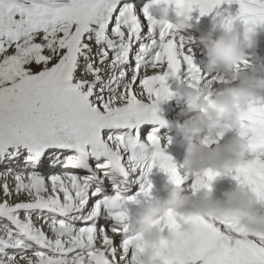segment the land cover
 Returning <instances> with one entry per match:
<instances>
[{
	"label": "snow or ice",
	"instance_id": "obj_1",
	"mask_svg": "<svg viewBox=\"0 0 264 264\" xmlns=\"http://www.w3.org/2000/svg\"><path fill=\"white\" fill-rule=\"evenodd\" d=\"M163 2L178 15L193 10L203 15L222 3H236L237 14L223 17L224 27H230L234 19L247 26L246 32L264 24V0ZM143 18L146 27L130 0H0V164L11 165L23 157L32 168L27 178L15 175L14 189L7 180L2 185L5 197L24 194L30 199L15 205L7 199L0 202V218L11 225H5V234L0 236V254L11 247L25 256L35 244L47 251H36L37 259H30L29 264H132L138 238L124 236L115 246L107 231L97 227V217L107 208L118 225L123 221L121 190L134 174L142 181L143 195L149 194L147 177L153 166L178 185L187 179L161 149L158 128L145 132L142 126L164 123L157 110L169 95L167 79L184 73L195 80L199 69L192 62L191 48L170 31L171 25L146 13ZM37 37L42 42H35ZM85 39L94 41L96 52ZM13 47L12 54H7ZM45 50L50 54L45 55ZM109 50L114 58L108 69L96 67L108 61ZM81 60L83 73L78 78ZM33 63L38 71L32 70ZM149 69L156 74L142 76ZM102 71L110 73L107 80ZM88 75L93 79L83 78ZM137 82L141 83L139 94ZM105 93L115 95L106 97ZM238 117L240 135L248 139L255 157L227 174L264 201V101H250ZM65 152L72 154L65 157ZM45 157L51 168L62 165L89 174L67 172V180L53 174L49 186L38 171ZM220 175L211 169L192 174L193 190L210 189V182ZM105 180H110L114 195L105 192ZM93 196L98 202L85 214ZM34 212L42 220L40 226L34 224ZM76 222L81 226L77 228ZM164 223L175 239L155 246L161 264H264V235L243 225H217L200 216L181 217L172 212ZM44 225L54 239L43 231ZM126 231V226L111 229L112 233ZM97 238L100 247L95 246ZM7 260L11 264L15 256ZM0 264L5 260L0 259Z\"/></svg>",
	"mask_w": 264,
	"mask_h": 264
},
{
	"label": "clouds",
	"instance_id": "obj_2",
	"mask_svg": "<svg viewBox=\"0 0 264 264\" xmlns=\"http://www.w3.org/2000/svg\"><path fill=\"white\" fill-rule=\"evenodd\" d=\"M142 10L155 20L171 25L170 31L176 35L191 28L186 14H177L169 20V5L163 0H146ZM216 32L213 27L199 38L204 48V70L213 74L212 80L199 90L177 89V95L194 112L178 125L180 134L187 138L182 168L192 174L206 169L225 174L255 157L248 139L240 135L238 111L257 97H264V65H248V58L255 55L257 25L244 36H238L231 27H225L219 35ZM229 132L235 134L221 143V137ZM162 190L163 201L149 199L147 194L137 207L138 226L130 235L138 238L132 264H161L155 246L162 240L175 239V233L164 223L170 212L181 217L200 216L217 225H243L250 232L264 235V211H261L264 205L246 185L230 187L220 196L212 195L209 188L199 187L197 195L185 194L169 179ZM121 210L125 217L127 208L123 206ZM184 228L188 230L186 223ZM30 259L26 255L21 257L23 264H29ZM21 261L14 260L11 264ZM5 264H9L7 259Z\"/></svg>",
	"mask_w": 264,
	"mask_h": 264
},
{
	"label": "rangeland",
	"instance_id": "obj_3",
	"mask_svg": "<svg viewBox=\"0 0 264 264\" xmlns=\"http://www.w3.org/2000/svg\"><path fill=\"white\" fill-rule=\"evenodd\" d=\"M108 35L111 36V25L109 26ZM35 42L40 43V42H42V40L40 39V37H37ZM85 42L92 44L93 52L97 51V45H95L94 41H88L87 39H85ZM13 51H14V47L13 48H9L7 54H12ZM109 51H110V55H109L108 61L105 64H103V65L97 63L96 67L102 68V69H105V70L108 69L109 64L111 63V60L114 58V53H112L111 50H109ZM44 54L45 55H49L50 53L48 52V50H45ZM0 59H2V57H0ZM52 63H55V60H53ZM83 63H84V61L81 60V68L76 73V76L78 78H80L82 76ZM49 66H51V64H49ZM31 68H32L33 71H38L39 70L38 67L34 63L31 65ZM101 75L104 77L105 80H107L108 76L110 75V73L108 71H102ZM83 78L88 79V80L93 79V77L91 75H88V76L83 77ZM139 83L140 82H137V84H136L138 87H140ZM99 87H100V85H97V89H99ZM120 91L123 92V86L120 88ZM105 95H106V97L108 95H113L114 96L115 93H105ZM93 99H95V97H93ZM142 99H143V97H142ZM19 166L21 167L22 165H19ZM9 167H12L14 169V171L11 172V173H8L7 169ZM48 168H49V164L47 162V157H45V163L40 169H38V171H40L45 176L46 182H48L49 186H50V176H49V171L47 170ZM23 173L24 172H21V170L15 168V166L13 164H11V165H7V163L0 164V202H3L4 200L7 199V202H8L9 205H15L18 202L28 201L30 199L27 195H24V194H21V195L13 194L11 197H5L4 194H3V191H2V185L4 184L5 180H7L9 188L10 189H14L15 183H16L15 182V175H17V174H21L22 175ZM74 173H76V172H74ZM30 174H31V172L29 174L25 175V178H27ZM61 176H63L65 178V180H67V175L66 174H61ZM91 200H90V202H91ZM88 207H86V208H88ZM19 216L22 219H24L25 213L23 211H21L19 213ZM32 219H33L34 224L36 226H40L41 225L40 221H42V220L39 221L37 218H34V216H32ZM8 223L9 222H7L6 219L0 218V236L5 234V225H7ZM44 229L45 228L43 227V231H44ZM16 250H17L16 248H11V247L6 248L4 254H0V257H2L0 259H3V260L8 259L9 256H13L12 254H14ZM19 258H21V257H19Z\"/></svg>",
	"mask_w": 264,
	"mask_h": 264
},
{
	"label": "bare ground",
	"instance_id": "obj_4",
	"mask_svg": "<svg viewBox=\"0 0 264 264\" xmlns=\"http://www.w3.org/2000/svg\"><path fill=\"white\" fill-rule=\"evenodd\" d=\"M189 46L191 47V46H195V45H194L193 42L191 43V41H189L188 44L186 45V47H189ZM192 51H194V50H192ZM263 63H264L263 60H261V61H251V60L248 59V64H250V65H256V66L260 67V66L263 65ZM259 101H261V98H260ZM162 103H163V101L161 100V101L159 102V104H158V110H157V116H158V117H160V116H162V115H169V114H170V112H169V113H166V111H162V112L160 111V107H161ZM177 106H179V105H177ZM183 114H184V112H180L178 116H181V115H183ZM188 117H190V115L186 116V118H188ZM151 125H153V124H151ZM169 143H171V142H169ZM186 175H187L189 178H192V177H193L192 174H191L190 172H187V171H186ZM88 206H90V203H89ZM88 206H87V207H88ZM76 223H77L78 227L81 226V223H80V222H76ZM78 227H77V228H78ZM98 228H103V229H105L103 225H100ZM97 239H98V238H97ZM17 252H18V251H17ZM34 255H35V252H33V253H32V252H26V256L30 257V258L33 259V260H34ZM19 257H22L21 253H20V255H18V254L15 255V258H16L15 261H21V258H19ZM21 264H23L22 261H21Z\"/></svg>",
	"mask_w": 264,
	"mask_h": 264
}]
</instances>
